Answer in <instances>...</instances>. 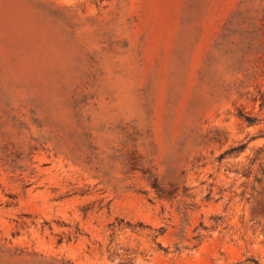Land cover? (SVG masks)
I'll use <instances>...</instances> for the list:
<instances>
[{
	"label": "rangeland",
	"instance_id": "rangeland-1",
	"mask_svg": "<svg viewBox=\"0 0 264 264\" xmlns=\"http://www.w3.org/2000/svg\"><path fill=\"white\" fill-rule=\"evenodd\" d=\"M0 264H264V0H0Z\"/></svg>",
	"mask_w": 264,
	"mask_h": 264
}]
</instances>
